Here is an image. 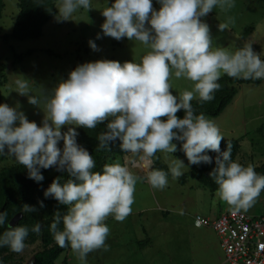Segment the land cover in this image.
Here are the masks:
<instances>
[{"label": "clouds", "instance_id": "clouds-1", "mask_svg": "<svg viewBox=\"0 0 264 264\" xmlns=\"http://www.w3.org/2000/svg\"><path fill=\"white\" fill-rule=\"evenodd\" d=\"M157 2L159 11L153 8L152 0H115L101 12L105 36L117 41L134 40L150 49L140 63L100 60L77 66L66 81L59 83L54 95L46 98L43 126L29 122L17 108L0 104V155L15 157L16 163L27 169L28 178L37 183L44 179L41 169L55 168L74 178L61 184L57 177L44 195L68 207L62 217L59 211L54 214L50 231L56 244L60 248L70 246L81 264H86L90 253L107 250L110 229L105 221L111 216L123 222L132 213L136 184L144 178L119 162L106 163L102 172H94L96 161L77 143L76 127L96 129L110 121L106 131L97 136V151L119 139L121 150L138 155L149 169L157 152L177 151L174 140L183 142L189 165L210 164L212 157L206 151L217 153L209 176L218 185L216 195L233 215L247 212L264 191V175L258 174L252 164L243 166L233 161L231 143L221 151L224 137L218 126L203 113L196 114L192 106L197 97L202 103L212 101L223 75L264 79V60L251 43L234 52L213 48L210 29L200 19L217 6L234 7L233 0ZM81 8L92 9L91 0H60L59 18L68 20ZM227 27L219 25L221 31ZM89 45L98 50L93 41ZM173 75L192 81V90L173 95ZM15 83L17 93L28 96L29 104H40L36 96L29 95V81L20 77ZM181 110L182 119L177 116ZM63 126L70 127L62 133ZM61 140L62 150L58 147ZM185 168L182 160L174 158L168 171L149 170L147 182L153 189L163 190L169 174L179 179ZM40 206H44L42 202ZM23 211L36 209L24 205ZM6 219L7 212H0V226ZM61 221L62 230L58 228ZM31 231L39 234L41 225L36 223ZM28 235L27 227L8 224L0 235V247L22 253Z\"/></svg>", "mask_w": 264, "mask_h": 264}, {"label": "rangeland", "instance_id": "rangeland-1", "mask_svg": "<svg viewBox=\"0 0 264 264\" xmlns=\"http://www.w3.org/2000/svg\"><path fill=\"white\" fill-rule=\"evenodd\" d=\"M233 2L232 8L222 9L217 6L200 18L210 29L212 47L228 48L230 52H234L242 48L245 43H251L253 50L261 54V59H264V0H233ZM113 3L115 0H91L92 9L88 11L83 8L78 9L68 20H61L58 14L60 0H56L57 13L45 24L41 37L17 41L3 38V35L11 33L19 13L17 0H3L4 6L0 15V92L5 98V103L23 112L29 122L43 126L46 98L54 95L56 87L68 79L78 63L83 65L100 60H113L121 64L140 63L150 49L134 40L122 38L117 41L103 34L101 26L105 18L101 12ZM152 4L156 11L160 10L161 5L157 0H152ZM220 24H227V29L221 31ZM146 26L150 27V25ZM89 41H93L98 50L94 51ZM27 51L31 53L24 56L20 62H16L15 56L25 54ZM20 77L29 81V95L36 96L40 100L39 105L29 104L28 96L17 93L15 81ZM170 84L172 94L177 96L194 87L192 81L185 78L177 79L174 75L170 79ZM206 117L216 123L224 138H242L239 152L235 156L236 162L243 166L252 164L255 170L261 167L264 163V79L258 85L239 86L236 95L221 114L216 117ZM68 127L70 126H63L61 132H66ZM78 129L79 127L75 129L77 133ZM62 142V140L59 142L58 147ZM173 143L177 146L176 152L172 154L157 152L156 156L165 166L166 171L174 158L182 160L186 168L182 170L184 175L179 179L174 180L169 174L168 186L163 190L151 188V191L147 188L149 184L147 172L152 166L151 169H146L138 155L123 153L109 161L108 164L119 162L128 167L134 175L144 178L136 184L133 210L149 204L152 206V203L156 207L155 200L166 210L142 211L139 215L128 216L123 222L108 217L105 221L110 229L106 240L107 250L100 249L90 253L86 264H164L168 263L169 254L166 249H171V245L175 249H171L173 257L184 261V263H176L177 261L174 260L175 264H226L215 233L205 228L194 227L192 218L196 214L216 217L218 214L229 212V208L220 201L216 192H210L200 185L195 175H192V165L188 164L182 151L183 142ZM136 163H140L142 168L140 165H138L140 167L136 166ZM17 164L15 157L0 155V172ZM41 174L44 177L43 181L59 176L54 168ZM181 178L186 179L183 184L180 183ZM263 210L264 191L253 207L243 213L257 216L261 215ZM178 224L186 227L190 240L183 243L185 235L178 230L180 227L177 226ZM135 237H143V239L151 237L152 247L141 254L134 253L130 240L133 241ZM187 243H190L189 250L185 251L183 244ZM25 244L24 251L19 254L8 249L4 254L10 262L12 261L8 264H31L34 255L42 249L39 240ZM54 264H81V261L69 246L58 256Z\"/></svg>", "mask_w": 264, "mask_h": 264}, {"label": "trees", "instance_id": "trees-1", "mask_svg": "<svg viewBox=\"0 0 264 264\" xmlns=\"http://www.w3.org/2000/svg\"><path fill=\"white\" fill-rule=\"evenodd\" d=\"M55 2L56 0H17L19 13L15 19L11 33L3 35V38L24 41L41 37L43 27L57 13ZM3 6V0H0V15ZM30 53L31 51H27L25 54L16 55V62H20L24 56ZM77 66H80V64L78 63L73 70H75ZM262 80L263 79H233L223 75L218 81L221 88L215 92V98L210 102L203 103L199 101V98L195 99L192 101V106L196 114L203 113L205 116L216 117L221 114L225 107L232 101L239 86L245 84L258 85ZM0 104H6L5 98L1 92ZM177 116L182 119L184 117L183 110L179 111ZM108 122L110 121L99 124L96 129H85L82 127L78 129V136L76 138L77 143L84 147L96 161V167L93 169L94 172H102L103 166L106 163L108 164L114 156L124 153L121 150V141L119 139L109 143L107 148L97 151L99 145L97 136L99 133L106 131ZM241 139L242 138H224L221 142V151L226 150L227 144L231 143L233 161H235V156L239 152ZM173 142L180 141L174 140ZM60 148L61 150L63 149V142ZM206 154L212 157V163L192 165V175H195L200 185L210 192H216L218 185L210 178L209 173L215 167V157L217 153L206 151ZM152 169L166 171L165 166L161 164L156 155L153 157ZM44 171L46 170L41 169V172ZM255 171L258 174L264 175V163ZM58 175L61 184L68 179H74L69 177L66 171L58 172ZM54 179H56V177L37 183L28 178L27 169L20 164L11 166L8 169H3L0 172V212H7L5 225L0 226V235L7 230L8 224H11L13 227H27L29 229V235L25 242L31 243L39 240L42 245V249L34 255L31 264H54L58 256L68 248H60L54 241L53 234L50 231V225L54 220V214L59 211L62 217L68 210L67 206L60 205L54 198H46L44 195ZM185 180L186 179L181 178L180 183L183 184ZM40 202L43 203V207L40 206ZM24 205L34 207L36 211L29 213L24 212ZM36 223L41 225L39 234L31 231ZM58 228L60 230L63 229L62 221L60 225H58ZM8 249V247H0V264L12 263L9 258L4 256V254L8 252Z\"/></svg>", "mask_w": 264, "mask_h": 264}, {"label": "built area", "instance_id": "built-area-1", "mask_svg": "<svg viewBox=\"0 0 264 264\" xmlns=\"http://www.w3.org/2000/svg\"><path fill=\"white\" fill-rule=\"evenodd\" d=\"M192 219L194 227L215 233L226 264H264V210L257 216L229 211L213 218L196 214Z\"/></svg>", "mask_w": 264, "mask_h": 264}, {"label": "crops", "instance_id": "crops-1", "mask_svg": "<svg viewBox=\"0 0 264 264\" xmlns=\"http://www.w3.org/2000/svg\"><path fill=\"white\" fill-rule=\"evenodd\" d=\"M138 165H140V163L138 164V163H136V166H138ZM141 166V165H140ZM140 166H138V167H140ZM152 166V165H151ZM141 168H142V166H141ZM145 169V168H144ZM146 169H148V168H146ZM130 171V170H129ZM147 188H149V190H151L152 191V187L150 186V184H148V187ZM150 196V195H149ZM147 197V199H148V196H146ZM155 203H156V207L155 206H153V203H152V206L149 204V205H147V206H145V207H143V208H137V209H135V210H133L132 211V213L130 214V215H133V216H135L136 214H140L142 211H150V210H152V211H157V210H166L165 209V207L164 206H159V204H158V202L155 200ZM159 212V211H158ZM169 212V211H168ZM129 215V216H130ZM200 215V214H199ZM219 215V214H218ZM217 215V216H218ZM202 216H206V217H210V216H207V215H202ZM211 218H213V217H211ZM177 226H180L179 227V229L178 230H180L181 231V233L183 234V235H185V239H183V243L184 242H186L187 240H190V238H188V234L189 233H187V231L185 230V226H183L182 224H178ZM205 229H208V228H205ZM208 230H210L211 232H213L211 229H208ZM161 234H163V232H161ZM181 234V235H182ZM212 235H213V233H212ZM145 237V236H144ZM216 239V238H215ZM218 242H219V240H218V238L216 239ZM130 242H131V244L130 245H132L133 246V251H134V253H136V254H141L142 252H144L145 250H148L150 247H152V243H153V241H152V238L151 237H148V238H146V239H143V237H135V239L133 240V241H131L130 240ZM189 244L190 243H187V244H183V246L185 245V247H183V249L186 251H188L189 250ZM219 246H220V243H219ZM221 248V247H220ZM135 249V250H134ZM171 249H173V250H175L174 248H173V246L171 245ZM171 249H166V251L168 252V254H169V257L167 258V260H168V263H164V264H175V262H174V260H176L177 262L176 263H184V261H180L179 259H178V257H177V259L175 258V257H173V251L171 250ZM136 251V252H135ZM170 251V252H169ZM221 252H222V250H221ZM222 255H223V253H222ZM171 256H172V258H174V259H172L171 258ZM167 257V256H166ZM127 264H131V263H127ZM132 264H163V263H132ZM216 264H220V263H216Z\"/></svg>", "mask_w": 264, "mask_h": 264}]
</instances>
